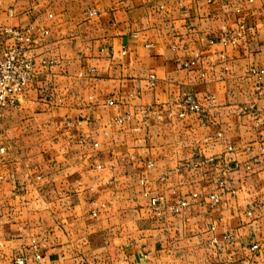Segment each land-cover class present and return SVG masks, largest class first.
<instances>
[{
  "label": "crops",
  "instance_id": "obj_1",
  "mask_svg": "<svg viewBox=\"0 0 264 264\" xmlns=\"http://www.w3.org/2000/svg\"><path fill=\"white\" fill-rule=\"evenodd\" d=\"M6 26L36 68L0 122V264L34 238L27 264H264V0H0V53Z\"/></svg>",
  "mask_w": 264,
  "mask_h": 264
},
{
  "label": "built area",
  "instance_id": "obj_2",
  "mask_svg": "<svg viewBox=\"0 0 264 264\" xmlns=\"http://www.w3.org/2000/svg\"><path fill=\"white\" fill-rule=\"evenodd\" d=\"M251 1V0H250ZM238 10H240L238 8ZM252 26L241 23L237 28L230 30L227 34L220 36L218 39L224 44H237L240 39L244 38L247 32H251ZM23 28L16 26H6L3 32L11 38V43L0 53V122L9 109H17L20 105V98L26 91L31 79L35 73V60L27 53V50L32 45L34 38L31 34H27ZM54 60H50L52 63ZM43 64L47 61L43 60ZM195 60L185 62L186 66H194ZM94 70V69H93ZM251 71L257 76L256 84L260 88L262 76L264 75V65L256 66ZM110 102V100H109ZM182 104L185 109L178 112L179 117L186 116L187 113L198 112L201 105L195 95L188 92L182 99ZM116 121L122 122L121 116L115 117ZM73 124V121H68ZM80 123V121H78ZM259 127L263 131L264 137V122H260ZM264 150V145H263ZM4 151V147H1ZM212 160V158H210ZM100 166V165H99ZM218 168V166H216ZM140 184L144 186L143 195L147 199L150 207L156 214L164 212L181 213L189 204L190 200L186 196H182L174 191V197L171 201H167L163 196L152 195L146 188V181L140 180ZM193 197H197L198 193H193ZM210 206L214 207L220 200L217 193L209 195ZM214 228V226H212ZM258 248V244L252 245V249ZM30 252L33 256L39 258L41 255L38 241L34 238L27 246H23L22 250L14 256V264H27ZM80 264H97L95 262L82 261Z\"/></svg>",
  "mask_w": 264,
  "mask_h": 264
}]
</instances>
